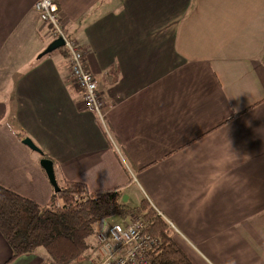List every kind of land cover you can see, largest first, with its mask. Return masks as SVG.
Returning <instances> with one entry per match:
<instances>
[{"label": "crops", "instance_id": "1", "mask_svg": "<svg viewBox=\"0 0 264 264\" xmlns=\"http://www.w3.org/2000/svg\"><path fill=\"white\" fill-rule=\"evenodd\" d=\"M36 1L0 0V185L48 205L28 137L59 183L147 199L193 264H264V0H56L105 125L82 105L65 49L43 54L56 38ZM10 257L0 233V264L44 259Z\"/></svg>", "mask_w": 264, "mask_h": 264}, {"label": "trees", "instance_id": "2", "mask_svg": "<svg viewBox=\"0 0 264 264\" xmlns=\"http://www.w3.org/2000/svg\"><path fill=\"white\" fill-rule=\"evenodd\" d=\"M41 157L49 158L44 153ZM57 182L58 190L54 189L45 207L0 185V233L11 248L6 263L41 252L44 259L40 264H71L88 254L87 238L95 235L99 221L120 217L126 221L141 219L145 232L158 239L149 250L151 264H193L173 240L171 227L147 199L129 206L120 188L90 192L83 182Z\"/></svg>", "mask_w": 264, "mask_h": 264}, {"label": "built area", "instance_id": "3", "mask_svg": "<svg viewBox=\"0 0 264 264\" xmlns=\"http://www.w3.org/2000/svg\"><path fill=\"white\" fill-rule=\"evenodd\" d=\"M34 7L40 20L50 25L52 36L63 40L62 46L67 54L71 81L82 93V105L92 110L105 125L104 102L97 92V81L84 68L82 51L77 43L65 34L57 1L37 0ZM144 229L145 223L139 218H133L123 224L113 222L109 224L106 232H97L98 253L93 264H151L149 250L154 248L158 239Z\"/></svg>", "mask_w": 264, "mask_h": 264}, {"label": "water", "instance_id": "4", "mask_svg": "<svg viewBox=\"0 0 264 264\" xmlns=\"http://www.w3.org/2000/svg\"><path fill=\"white\" fill-rule=\"evenodd\" d=\"M63 45V40L61 38H56L43 52V54L50 52L56 48H59ZM22 143L29 147L31 150L36 151L40 155L43 154V151L28 137H25L22 140ZM39 164L42 169L45 171L47 179L55 190H58V182L56 179L55 171H54V163L50 158L42 157L39 160ZM125 197L123 196V201Z\"/></svg>", "mask_w": 264, "mask_h": 264}, {"label": "rangeland", "instance_id": "5", "mask_svg": "<svg viewBox=\"0 0 264 264\" xmlns=\"http://www.w3.org/2000/svg\"><path fill=\"white\" fill-rule=\"evenodd\" d=\"M78 45V44H77ZM79 47V46H78ZM63 49V46H61V47H59V48H56V49H54V50H56V51H61ZM32 153V155H38L37 154V152L36 151H33V152H31ZM132 189H133V187H132ZM126 192H128V189L126 190ZM138 195H140L139 193H137ZM141 201V200H140ZM134 204H139V203H134V201H130L129 203H128V205L129 206H134ZM129 219V218H128ZM165 219V218H164ZM127 219H122V218H120V217H113V218H110V219H105V220H102V221H99L98 223H102L104 226L105 225H107L108 224V222H110V221H115V222H118V223H121V224H123V223H126V222H128V221H126ZM165 221L168 223V225L171 227L170 229H171V234H172V237L174 238V236H176V237H181V234L182 233H180V234H178V235H176L177 234V232H175V227L173 226V224H172V222L171 221H167L166 219H165ZM111 223H113V222H111ZM109 226V225H108ZM87 242H89V245H88V247H89V251H88V253H90L92 250H93V246H95V244H96V239L94 238V234H92L90 237H88L87 238ZM188 243V242H187ZM189 244V243H188ZM190 245V244H189ZM88 255V254H87ZM87 255H84V256H86L87 257ZM200 262V261H199ZM204 263V262H203ZM215 264H219V263H216V262H214ZM200 264H202V262H200Z\"/></svg>", "mask_w": 264, "mask_h": 264}, {"label": "bare ground", "instance_id": "6", "mask_svg": "<svg viewBox=\"0 0 264 264\" xmlns=\"http://www.w3.org/2000/svg\"><path fill=\"white\" fill-rule=\"evenodd\" d=\"M38 14V13H37Z\"/></svg>", "mask_w": 264, "mask_h": 264}]
</instances>
